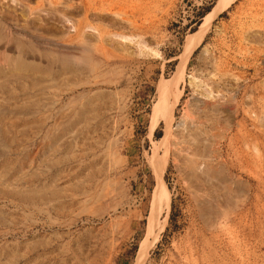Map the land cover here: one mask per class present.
Masks as SVG:
<instances>
[{
	"label": "rangeland",
	"instance_id": "374dc122",
	"mask_svg": "<svg viewBox=\"0 0 264 264\" xmlns=\"http://www.w3.org/2000/svg\"><path fill=\"white\" fill-rule=\"evenodd\" d=\"M16 1L3 27L35 49L0 59V264H135L156 159L171 205L145 264H264V0L218 14L177 86L219 0H61L75 24L72 7L93 6L90 52L62 14L30 12L49 0ZM137 38L160 57L136 56ZM164 81L179 101L155 124Z\"/></svg>",
	"mask_w": 264,
	"mask_h": 264
},
{
	"label": "bare ground",
	"instance_id": "6f19581e",
	"mask_svg": "<svg viewBox=\"0 0 264 264\" xmlns=\"http://www.w3.org/2000/svg\"><path fill=\"white\" fill-rule=\"evenodd\" d=\"M3 1H5L7 3H5ZM42 1H44V0H40V3ZM60 1L61 0H49V4H50V6H52L51 10L42 9V4H43L42 3V4H38L37 8H35V9L30 8V12L31 13H33L35 11L36 12H40V13L43 12V13H46V14H49V15H51V14H56V15L57 14H62L60 16L63 17L64 22H66V24L67 23H68V25L69 24H73L69 28V30L71 28L72 29L74 28V30H76V33L78 34L79 38L83 39V41H82V46H83L82 49L84 51H86V52H88V51L90 52L91 49L88 46H89V44L91 45V43H88V41H87V40H89L88 35H87V38H88L87 40L85 38L86 36L84 37V35L87 32V30L88 31L89 30H93V31H96V32L100 31V30L97 29V26L96 27H95V25L92 26L91 25L92 23H90L89 19H88L89 18V14L92 12V10H94L93 6H91V4H89L87 2L88 0L83 3V8H81L82 6L81 7L80 6L79 7L73 6V7H76V9L72 7V9H74L72 11V13L75 14V16L76 15L80 16L82 13L84 14V15H82V17H84V19L83 20L81 19V20L77 21L78 23L75 24L76 21L74 22L72 16L71 17L69 16L71 14H69L67 12H62V11H60L58 9V7H59L58 4L60 3ZM0 2H1V4H0V59L2 57L3 60L7 63L9 59H12L11 55L9 54L11 52L12 53L15 52V53H18V54H23V56H27V55L28 56L29 55L33 56L34 49H35L33 47V44L28 43V42H26L24 40H16L15 34H18V33H14V31H13L14 28L12 30V29H10V27H8L10 24L7 25V27L6 26L3 27V25H5V24H3L4 21H12V22L17 21L16 15H15L16 9L14 8L15 6L13 7V4L14 3L16 4L17 1L16 0H7V1L6 0H2ZM232 2H234V0H219V2L216 5V7L204 17V21L199 26V29L196 30L195 32L191 33L187 37V40H186L185 46H184V51H183V53H182V55L180 57V62H179V65L177 66L176 75H175L174 81H173V84L175 86H177L179 84L181 79L183 80L184 74H185V68H186V65L188 63L189 58L191 57L193 52L198 47H200V45L203 43L204 38H205L208 30L210 29L211 24H212L213 20L215 19V17L218 14H220L222 11L226 10L231 5ZM70 8L68 9L69 12H71ZM64 10H66V9L64 8ZM51 12H53V13H51ZM39 21L40 22H45L46 19L42 18V20H39ZM23 26H25V25H23ZM23 28H25L24 30L27 29L26 26L23 27ZM66 30H67V28H66ZM69 30H67V31H69ZM36 31H38L37 27H36L35 30H33V32L35 33ZM71 31H69V32H71ZM63 33H65V32H63ZM90 34H92V33H90ZM41 35H42V32H41ZM63 35H66V34H63ZM93 35H95V34H93ZM93 35H91V36L94 37ZM68 36L70 37V35H67V37ZM112 36L115 39L118 38L119 40L120 39L124 40V39L128 38V36L126 37V35L122 34V33H113ZM131 36H132V34H131ZM61 37L63 38L64 36H61ZM118 39L115 42L119 43L120 41H118ZM50 40H52V39H50ZM91 40L92 39H90L89 42H91ZM141 40H142V38H141ZM141 40L139 41V39H138L137 52H136L137 54H135V55L136 56L138 55V56L143 57V58L146 57V58H152V59L157 58L158 59V57H160V49L158 50L156 48L149 47L148 45L145 44V42L142 43ZM80 42H81V40L79 39V44H81ZM122 42H124V41H122ZM117 45H119V44H117ZM119 46L123 47L121 45H119ZM129 46L130 45H128V47ZM135 46L136 45H134L133 48H135ZM65 47H66V45H65ZM129 48H131V47H129ZM157 48H159V47H157ZM117 49H119V48H117ZM86 54H88V53H86ZM19 58L20 57L17 56L16 60H19ZM75 58L76 57H74V59ZM65 59L68 60L69 58L67 57ZM78 59H81V58L79 57ZM85 60H86V58H85ZM0 61H2V60H0ZM79 61L83 62V59L79 60ZM5 62H4L5 66H8L10 60L8 62V65ZM165 82L166 81H164V83H161L162 85L160 84L161 85L160 86V95H161L160 96V101L156 104L155 109H154L155 124H156V122H159V120L162 119V118L166 119V122L169 123L172 120V118H173L174 107L177 105V103L179 101V96H178L175 99V101L173 103H171V101H170L171 98L170 97H171V93H172V83L170 84V83H165ZM190 84L193 85L195 88H199L200 89V87H201L199 81L193 75H192V77H190ZM202 85H204V84H202ZM158 151H159V148L155 149L156 155L158 154ZM166 165L167 164H166L165 160L156 159V161H155V176H156L157 184H156V187L154 189L152 202H151V205H150V213H149V216H148V223H147L146 240L140 246V249L138 251L135 264H145V260H146L147 255H148V251L156 243V241H158L157 239L159 238V235L164 230L165 225L167 223V219H168V215H169L170 205L171 204H170V192H169V189H168V185H167V183H166V181L164 179Z\"/></svg>",
	"mask_w": 264,
	"mask_h": 264
},
{
	"label": "trees",
	"instance_id": "16d2710c",
	"mask_svg": "<svg viewBox=\"0 0 264 264\" xmlns=\"http://www.w3.org/2000/svg\"><path fill=\"white\" fill-rule=\"evenodd\" d=\"M212 7H208V8H204L203 12L199 15L200 19L204 18L210 11H211ZM202 21H197L196 22V28L192 30V32H195L197 30V28L201 25Z\"/></svg>",
	"mask_w": 264,
	"mask_h": 264
},
{
	"label": "crops",
	"instance_id": "0c3cea01",
	"mask_svg": "<svg viewBox=\"0 0 264 264\" xmlns=\"http://www.w3.org/2000/svg\"><path fill=\"white\" fill-rule=\"evenodd\" d=\"M155 132V131H154Z\"/></svg>",
	"mask_w": 264,
	"mask_h": 264
}]
</instances>
